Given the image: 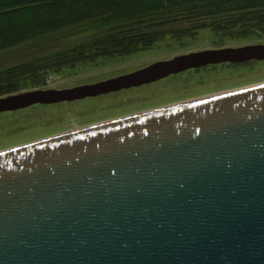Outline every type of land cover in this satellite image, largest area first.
<instances>
[{
  "label": "water",
  "instance_id": "95a60500",
  "mask_svg": "<svg viewBox=\"0 0 264 264\" xmlns=\"http://www.w3.org/2000/svg\"><path fill=\"white\" fill-rule=\"evenodd\" d=\"M253 60L264 43L191 51L0 114ZM0 264H264V82L1 150Z\"/></svg>",
  "mask_w": 264,
  "mask_h": 264
},
{
  "label": "trees",
  "instance_id": "16d2710c",
  "mask_svg": "<svg viewBox=\"0 0 264 264\" xmlns=\"http://www.w3.org/2000/svg\"><path fill=\"white\" fill-rule=\"evenodd\" d=\"M119 2L0 0V21L30 13L44 16L49 8L57 11L56 19L48 26L0 39V52L25 43L36 48L47 40L54 43L76 39L66 47L0 69V96L16 93L27 85L43 86L49 73L67 67L121 58L166 39L181 41L185 36H196L204 29L213 31L220 43L227 37L264 33V0H126L127 10L118 5L124 1ZM57 3L60 7L52 6ZM64 3L68 7H61Z\"/></svg>",
  "mask_w": 264,
  "mask_h": 264
},
{
  "label": "rangeland",
  "instance_id": "374dc122",
  "mask_svg": "<svg viewBox=\"0 0 264 264\" xmlns=\"http://www.w3.org/2000/svg\"><path fill=\"white\" fill-rule=\"evenodd\" d=\"M121 1H124L121 3L123 6L118 4L119 7L127 10L125 5L128 3L125 2L126 0ZM85 2L88 3V1ZM67 3L62 4L61 7H68ZM70 3L73 5L74 2L70 1ZM52 6L60 7L58 3ZM39 14L30 13L0 21V39L48 26L57 17V11L52 8H49L44 16ZM75 40V38H70L54 43L47 40L45 43L49 44L44 43L36 48H33L32 43H25L0 52V69L43 55L54 49L66 47ZM220 41L213 31L204 29L196 36H185L181 41L166 39L148 49L139 50L121 58L79 64L59 72L49 73L43 86L27 85L18 92L92 83L191 51L264 43V33L260 36L227 37L225 42L220 43ZM263 82L264 60L238 66L214 67L209 65L207 69L201 71H188L152 84L98 97L49 105L37 104L25 109L4 112L0 114V151L82 126Z\"/></svg>",
  "mask_w": 264,
  "mask_h": 264
},
{
  "label": "flooded vegetation",
  "instance_id": "af4514ba",
  "mask_svg": "<svg viewBox=\"0 0 264 264\" xmlns=\"http://www.w3.org/2000/svg\"><path fill=\"white\" fill-rule=\"evenodd\" d=\"M205 67H207V66H205ZM205 67H202V68H199V69H190V70H187V71H185V72H182V73H178V74H173V75H170V76H177V75H179V74H183V73H186V72H188V71H201V70H203V68L204 69H207V68H205ZM170 76H168V77H170ZM168 77H166V78H168ZM166 78H164V79H166ZM163 80V79H162ZM159 81H161V80H159ZM157 82V81H156ZM154 83V82H153ZM149 84H152V83H149ZM146 85V84H145ZM143 86V85H142ZM141 87V86H140ZM133 88H135V87H133ZM130 89H132V88H130ZM124 90H128V89H124ZM121 91H123V90H121ZM106 95V94H105ZM100 96H102V95H100ZM98 97V96H97ZM90 98V97H89Z\"/></svg>",
  "mask_w": 264,
  "mask_h": 264
}]
</instances>
